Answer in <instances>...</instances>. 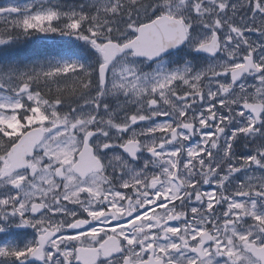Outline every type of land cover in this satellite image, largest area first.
<instances>
[{
  "label": "snow or ice",
  "instance_id": "1",
  "mask_svg": "<svg viewBox=\"0 0 264 264\" xmlns=\"http://www.w3.org/2000/svg\"><path fill=\"white\" fill-rule=\"evenodd\" d=\"M0 264H264V0H2Z\"/></svg>",
  "mask_w": 264,
  "mask_h": 264
},
{
  "label": "flooded vegetation",
  "instance_id": "2",
  "mask_svg": "<svg viewBox=\"0 0 264 264\" xmlns=\"http://www.w3.org/2000/svg\"><path fill=\"white\" fill-rule=\"evenodd\" d=\"M0 2H2V0H0Z\"/></svg>",
  "mask_w": 264,
  "mask_h": 264
}]
</instances>
